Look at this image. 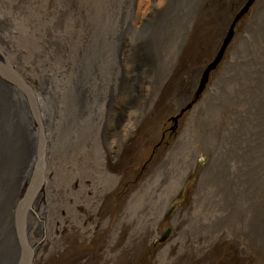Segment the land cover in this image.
Wrapping results in <instances>:
<instances>
[{
    "label": "rangeland",
    "instance_id": "1",
    "mask_svg": "<svg viewBox=\"0 0 264 264\" xmlns=\"http://www.w3.org/2000/svg\"><path fill=\"white\" fill-rule=\"evenodd\" d=\"M138 2L0 0V46L53 120L32 264H263L264 0H177L184 28L148 32L132 68L166 0Z\"/></svg>",
    "mask_w": 264,
    "mask_h": 264
},
{
    "label": "bare ground",
    "instance_id": "2",
    "mask_svg": "<svg viewBox=\"0 0 264 264\" xmlns=\"http://www.w3.org/2000/svg\"><path fill=\"white\" fill-rule=\"evenodd\" d=\"M138 1L137 6H139L143 0ZM137 6H135V8H137ZM155 7L157 6L153 4L151 11H154ZM187 12H189V8L177 3V0H166L165 8L161 11L156 10V12H152V14L149 13L151 16L148 15V19L142 21L138 28V37L130 44L129 53L127 54L130 66H132V68H137L144 64L147 68H151V50L153 46V49H155V45L158 41L154 45L153 42H155V40L151 42L150 37L146 36V34L151 31L154 33L156 29L158 30V27L164 26L167 20L168 22L176 21L178 30H182L185 25ZM0 50L5 54L2 46H0ZM6 54L5 56L7 57ZM7 58L12 67L18 72L16 61H13L9 57ZM24 81L29 86L25 79ZM29 88L34 97L39 123L36 122L33 116L28 98L24 91L0 75V264H14L17 256L16 239L14 235V210L29 179L30 172L36 159L38 130H42L44 163L46 161L48 148L52 142L51 127L53 124L51 121L53 120L49 121L50 117L45 108L44 97L40 95L38 90H34L30 86ZM258 108L259 114H261L263 118L264 106L260 105ZM251 174L254 175V171L251 170ZM44 179L45 166L42 185L33 198L32 207L28 208L25 218V222H28L27 219L29 216V220L31 219L30 222L32 221L33 223V228L35 227V230L37 233L39 232L40 235H42L44 229V215L40 211L44 202ZM253 181L256 182L257 180ZM249 218L247 229L250 233L248 235H250V238L253 240L254 247L261 252V260L264 264V214H262V217H260V215L253 216V214H251ZM40 223L42 227L38 229ZM27 234L26 238L29 242ZM29 244L36 245L34 242H29Z\"/></svg>",
    "mask_w": 264,
    "mask_h": 264
},
{
    "label": "water",
    "instance_id": "3",
    "mask_svg": "<svg viewBox=\"0 0 264 264\" xmlns=\"http://www.w3.org/2000/svg\"><path fill=\"white\" fill-rule=\"evenodd\" d=\"M250 1V0H249ZM246 7V6H245ZM243 8L242 10H244ZM239 14H237L234 19L232 20L228 32L230 34L231 28L234 24V21L238 17ZM230 36H226L225 39L222 41V44L220 45L218 51L213 56L212 60L205 64L203 68L201 69V77L199 80V85L197 88V92L202 88V85L204 84L206 80V76L210 70H212L215 65L217 64L218 60L221 57L222 51L228 42V39ZM0 75L5 78L6 80L12 82L16 86L20 87L24 93L26 94L30 109L33 113L34 118L36 119V122L38 121V114L34 102L33 94L29 88V86L26 84L24 79L18 74V72L12 67L10 64L8 58L5 56L4 53L0 50ZM179 114L172 117V120H175L176 117H178ZM44 144H43V136H42V130H38V136H37V144H36V159L33 164V168L30 172L29 179L23 189L22 195L17 201L15 210H14V235L16 239V247H17V256L15 259L14 264H32L34 254H35V245L29 244L26 238V212L28 208L32 207V201L33 198L38 193L42 182H43V173H44ZM167 233L164 232L162 235V238L165 237Z\"/></svg>",
    "mask_w": 264,
    "mask_h": 264
}]
</instances>
